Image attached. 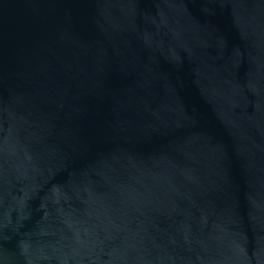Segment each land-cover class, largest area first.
I'll list each match as a JSON object with an SVG mask.
<instances>
[{
	"label": "water",
	"instance_id": "95a60500",
	"mask_svg": "<svg viewBox=\"0 0 264 264\" xmlns=\"http://www.w3.org/2000/svg\"><path fill=\"white\" fill-rule=\"evenodd\" d=\"M0 264H264V0H0Z\"/></svg>",
	"mask_w": 264,
	"mask_h": 264
}]
</instances>
